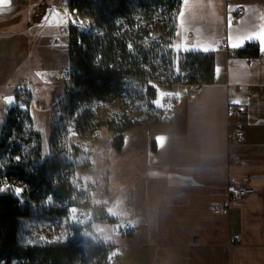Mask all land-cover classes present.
Returning a JSON list of instances; mask_svg holds the SVG:
<instances>
[{
    "label": "crops",
    "instance_id": "1",
    "mask_svg": "<svg viewBox=\"0 0 264 264\" xmlns=\"http://www.w3.org/2000/svg\"><path fill=\"white\" fill-rule=\"evenodd\" d=\"M62 2L10 0L0 6V84L22 70L19 85H24L35 66L47 69L37 81H55L69 64V38H60L67 23ZM238 9L244 11L234 22ZM262 17L264 0H189L187 7L182 0L170 47L175 52L209 47L216 55V82L200 84L173 105L163 97V108L154 104L161 118L126 130L121 152L112 144L116 132L106 126L90 137L74 130L73 176L99 185L96 207L115 221L100 217L94 228L122 253L121 264H264V50L257 41L260 56H233L230 52L240 47L229 41L258 30ZM173 91L157 90L153 102ZM5 98L0 95V102ZM48 107L37 114L30 110L33 127L42 135L43 159L52 154ZM7 115L8 108L0 134ZM236 128L242 138L233 143L230 133ZM158 137L166 138L162 145ZM231 181L255 191L230 199ZM215 203L229 206V213L215 212ZM120 220L135 224L130 236L120 232ZM67 229L69 237L75 234Z\"/></svg>",
    "mask_w": 264,
    "mask_h": 264
},
{
    "label": "trees",
    "instance_id": "2",
    "mask_svg": "<svg viewBox=\"0 0 264 264\" xmlns=\"http://www.w3.org/2000/svg\"><path fill=\"white\" fill-rule=\"evenodd\" d=\"M83 14L94 17L93 31L85 32L71 26L69 38V58L73 67L75 87L70 96V108L76 114V130L92 136L97 128L106 126L115 131L112 144L121 152L125 144V131L141 123L132 122L127 116L112 119H98L96 103L111 102L116 97L131 92V84L143 89L151 101L157 97V90L145 80L154 78L164 70V63L156 59V50L138 43L143 37L139 17L163 14L171 23V43L177 23V14L182 0H70ZM160 9V10H158ZM169 30V31H170ZM86 48L80 47L79 43ZM130 44L133 45L129 49ZM168 56L178 58L179 73L171 69L167 80L178 81L182 74L189 76L191 82L199 84L214 83L217 79L215 52L190 50L175 52L170 47ZM240 57L261 55L257 41L230 52ZM141 60L146 62L142 65ZM160 61L162 70L154 71L153 63ZM114 62L113 67L108 64ZM126 78V80H124ZM63 114L53 118L50 147L52 154L43 159L42 135L32 124L30 108L21 111L15 105L8 109L6 121L0 135V189L4 178L26 183L27 190L14 193L0 190V263L2 264H106V248L95 240L90 229L75 227L73 236L65 241H45L24 243L21 240L22 218L31 214L30 204L47 199V211L55 217H66L73 202H66L70 196L69 185L62 179L60 170L67 155L62 156L61 132L67 128L60 121L68 115L67 100H62ZM20 116V120H18ZM154 121V120H153ZM29 122V126L26 125ZM27 145L28 150L24 148ZM73 144L71 145V159ZM64 150L68 151V147ZM14 153H19V164L13 163ZM67 153V152H66ZM73 173V161L69 163ZM7 180V181H8ZM51 196V199H48ZM97 219L114 218L104 216L97 208ZM85 230L90 235L83 236Z\"/></svg>",
    "mask_w": 264,
    "mask_h": 264
},
{
    "label": "rangeland",
    "instance_id": "3",
    "mask_svg": "<svg viewBox=\"0 0 264 264\" xmlns=\"http://www.w3.org/2000/svg\"><path fill=\"white\" fill-rule=\"evenodd\" d=\"M158 12L153 14L152 16L139 17L140 19H142L141 23L143 29V37L141 39H138V43L156 50V59L161 60L164 63L165 67L164 70L161 73L156 74L154 78L159 82H163L167 81L170 78V73L172 72L170 68H174L173 71H175V73H179V64L177 57L168 56L166 53L167 50L170 49L171 44L168 41L169 39L171 40V23L167 20V17L165 15L158 14ZM60 36L62 40H68V36L66 34H61ZM21 71L22 70H20V73L14 74L9 79L6 78V80H4V82L0 84V95H5L6 97H14L10 95V92L23 82L21 76L23 75V73H21ZM32 71L33 73H31V77L28 82L23 83L24 85H28L29 88H31L33 91V102L30 110L33 109L35 114H37V109L48 107V105H50L53 100V103L48 107L49 111L53 113V118H56L58 115L63 114L64 112L62 110V105L64 101L61 100L62 94H59V90H61L62 85V79L61 77H59L60 75H57L55 80L56 82L46 78H41L40 81H37L39 80L40 72H46L47 69L45 67L39 68L38 66H35L32 67ZM26 74L30 75L29 69H27ZM150 86L152 85L150 84ZM153 86L156 88V90H160L161 88H163L162 85L155 84ZM130 90L131 92L118 96L111 102H103V107L95 112L97 118L112 119L127 116L133 111L134 106H137L140 109V116L148 110L152 111V113H150L148 122L161 118L162 114L159 109L156 106H153V108L150 107L151 101L148 100L146 91V94H144L143 89L136 84H131ZM15 103L16 98L11 104L0 102V120L3 115L4 109H9L11 106L15 105ZM60 124L63 126L67 124V115L60 121ZM26 125L29 126V122H26ZM45 125L46 124L44 123L43 126H41L43 127L41 129L44 135V151L47 152L48 135ZM61 134L62 136L60 138V147L63 148L62 156L65 157L67 155V150L64 149L68 145V142H70L72 145V141L74 140V133H72L71 137L68 138L67 132L64 129ZM23 146L26 150H28L26 144H24ZM7 180L8 178L3 179L2 189H8L13 191L14 193H19L16 191L17 181L14 179L8 181ZM49 201L45 199L39 202L34 201L30 204L31 214L30 216L25 217L22 221V242L32 243L45 241H65L69 239V231L67 229L69 223L67 218H59L51 215L46 209L48 204H50ZM51 224H56V227L53 229L51 227ZM15 264L17 263L15 262Z\"/></svg>",
    "mask_w": 264,
    "mask_h": 264
},
{
    "label": "built area",
    "instance_id": "4",
    "mask_svg": "<svg viewBox=\"0 0 264 264\" xmlns=\"http://www.w3.org/2000/svg\"><path fill=\"white\" fill-rule=\"evenodd\" d=\"M62 4L67 9V23L62 26L61 31L62 33L66 34L68 38H70L71 35V26H77L81 30L85 32L93 31L95 27V19L93 16L88 14H83L78 7L72 6L70 3V0H63ZM243 9H238L233 12L232 14V20L236 22L239 19V15L243 13ZM56 45H60V41L55 42ZM80 47L86 48L85 44H82L81 42L78 44ZM133 47L132 44H130L129 49L131 50ZM225 45L222 46L224 48ZM142 65H146V62L144 60H141ZM109 67L114 66V62H110L108 64ZM162 63L160 61L153 63L154 71L159 73L162 70ZM59 75L62 79V96L61 100H67V103L69 105V111L67 115V136L68 138L71 137L72 133L76 129V114L72 112L70 108V96L71 92L73 91L75 87V81H74V72L72 64L69 62L68 65L63 66L59 70ZM126 80V78H124ZM145 80L151 84L152 86L162 85L166 88H175V91L170 92L169 95H164L165 103L168 105H173L175 102H177L179 99L183 97H187L189 95L194 94L199 87V83L191 82L188 75L185 73L181 75L180 79L178 81H163L159 82L155 78L145 77ZM178 94V95H176ZM10 95L14 96L16 98V106L19 110L25 111L28 108H31L32 102H33V91L31 88H29L27 85H19L16 88H14ZM154 103L153 99L151 100L150 107L153 108ZM96 109L100 110L103 105L101 102L96 103ZM164 112H166L164 110ZM233 113H236L237 110L234 109L232 111ZM140 109L137 106H134L133 111L127 115V119L132 122H138V123H148V119L150 118V113L152 111L148 110L147 112L143 113L140 116ZM140 116V117H138ZM18 120H20V116L17 117ZM242 138V132L239 128L234 129L230 133V140L233 143L238 142ZM68 151H67V158L64 165L61 167L60 174L62 179L69 185V188L71 190L70 196L66 199V202H73L74 204L70 207L68 214L66 215V218L69 223V228L73 230L75 227L78 226H85L88 227L93 234L95 240L100 242L104 245L106 248V257L103 260L106 264H121L122 261V253L112 244H110L107 240H105L103 237H101L95 230L94 225L97 220V207L95 204L94 196L95 193L99 190V185L94 182H81L74 178L73 173L71 171V167L69 163L71 162V143L68 142ZM19 153H14L13 156V163L19 164ZM229 198L230 199H240L248 194H251L255 191V188L251 185H245V184H238L234 181H231L229 184ZM17 189H20L22 192L24 190H27V185L24 182H21ZM52 197L49 196L48 199H51ZM213 210L215 212L219 213H229V206H225L219 203L213 204ZM119 229L120 232L124 236H130L133 231L135 230V224L128 220H120L119 222ZM51 227L54 229L56 227V224H51Z\"/></svg>",
    "mask_w": 264,
    "mask_h": 264
},
{
    "label": "snow or ice",
    "instance_id": "5",
    "mask_svg": "<svg viewBox=\"0 0 264 264\" xmlns=\"http://www.w3.org/2000/svg\"><path fill=\"white\" fill-rule=\"evenodd\" d=\"M9 3H10V0H0V6L7 5ZM183 4H184L185 7H187L189 5V0H183ZM57 15H59V14H57ZM183 17H184V10L182 9L181 12H180L181 20H183ZM262 18H264V17H262ZM47 19H48V17H45L46 21H47ZM252 40L259 41L261 46H262V50H264V24H261L259 26L258 30H254L251 33H245L243 35H237L235 37H233V36L229 37L230 46L233 47V48L241 47L243 45V43H245L247 41H252ZM185 50H188V49L185 47ZM202 50L203 51H209L211 49L209 47H203ZM164 95L171 96L172 94H165V93H161L160 94L161 98L153 102L159 108H163L164 107V105L162 103ZM176 95H178V94H176ZM14 100H15L14 97H6L5 98V102L8 103V104L13 103ZM234 103H239V101H234ZM165 139H166L165 137H158L157 141H158L159 144L162 145L165 142ZM0 190H2V189H0ZM16 191L19 192L21 190L20 189H16Z\"/></svg>",
    "mask_w": 264,
    "mask_h": 264
}]
</instances>
